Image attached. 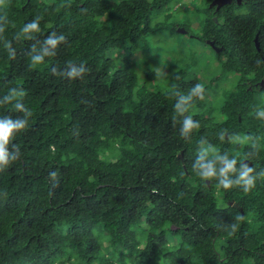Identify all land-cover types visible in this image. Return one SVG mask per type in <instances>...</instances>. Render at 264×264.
I'll list each match as a JSON object with an SVG mask.
<instances>
[{
	"label": "trees",
	"instance_id": "obj_1",
	"mask_svg": "<svg viewBox=\"0 0 264 264\" xmlns=\"http://www.w3.org/2000/svg\"><path fill=\"white\" fill-rule=\"evenodd\" d=\"M210 1L197 8L199 39L218 49L220 77L231 81L213 116L204 99L183 115L174 108L196 81L177 74L169 88L150 91L114 63L161 29L152 16L166 18L172 0H7L0 118H25L4 100L12 87L25 91L32 117L8 148L19 147L18 160L0 170V264H117L98 232L126 264H264V177L245 193L196 175L210 162L219 173L217 157L236 158L237 173L242 162L264 172V119L254 111L264 108V63L256 64L264 62V0L217 10ZM36 16L41 31L23 32ZM51 32L65 43L30 67V48L40 54ZM81 62L90 70L83 81L52 75ZM186 116L200 126L181 137Z\"/></svg>",
	"mask_w": 264,
	"mask_h": 264
},
{
	"label": "rangeland",
	"instance_id": "obj_2",
	"mask_svg": "<svg viewBox=\"0 0 264 264\" xmlns=\"http://www.w3.org/2000/svg\"><path fill=\"white\" fill-rule=\"evenodd\" d=\"M199 7H202L200 0H172L166 18L163 11L152 16L151 27L160 23L161 29L145 39L143 48H137L131 58L118 54V60H114L116 57L113 60L117 69H130L138 83L144 80L145 89L150 91L169 88L177 74L185 77L186 81H196L204 88V110L209 112L205 116H213V112L220 108L223 93L231 81L220 77L215 51L206 41L199 39ZM177 29L185 30V33H176ZM96 236L109 258L117 264L128 262L120 251L111 253L107 250L101 232Z\"/></svg>",
	"mask_w": 264,
	"mask_h": 264
},
{
	"label": "clouds",
	"instance_id": "obj_3",
	"mask_svg": "<svg viewBox=\"0 0 264 264\" xmlns=\"http://www.w3.org/2000/svg\"><path fill=\"white\" fill-rule=\"evenodd\" d=\"M8 3L7 0H0V19L8 20L7 9ZM40 16H36L33 20L28 22L21 29L25 33H39L40 29ZM14 26V25H13ZM5 31L4 27H0V35H2ZM31 39V37H29ZM66 37L63 34L57 35L56 32H51L50 35H47L44 40V47L40 51V54L36 53L35 46L30 48V67L37 68L40 65L45 63L46 58L54 57L57 53L58 47L65 43ZM4 47L8 50L9 58L15 59V50L11 46L10 41H5ZM262 62L259 58L256 60L257 66H260ZM90 70L86 67V65L81 62L79 64L69 63L66 65L64 71H58L57 69H52V75L60 76L61 78L67 79L70 82L81 80L83 81L86 74H88ZM178 94V93H174ZM26 93L22 88L12 87L9 88L7 95L4 96V100L10 103L12 109L15 112L23 113L25 118H16L12 119L11 116H5L0 118V170L9 166V162H15L18 160V157L21 155L19 147L14 144L13 153H9L8 148L13 140L16 139L18 134L23 133L29 126V119L27 117H32V111L25 107L23 102ZM179 101L175 103L174 108L180 115L186 113L189 107L192 105V101L195 100H203L204 99V88L200 84H195L188 91L187 95L178 94ZM14 101V103H13ZM255 116L258 119H264V108H256L254 109ZM199 122L196 121L193 123V119L191 116H186L183 120V130L180 133L181 137L186 136L191 133L194 129L199 128ZM221 139H223L221 137ZM223 163V167L219 169V173H217L216 168L213 163H200L199 164V172H196V175L202 180H212L216 179L219 176L217 187L221 188L225 191L230 190L234 187L241 188L245 193L249 192L256 183V180L260 177H264V172H261L259 175H254L256 169L254 167H250L246 164H242L241 169L237 173L235 168V164L237 163L236 158L232 160H228L226 157H217ZM232 174L237 175V179L233 181L230 176ZM50 176H56V172H51ZM244 219L243 216H237V221H242ZM239 228L238 223H233L230 225L229 235L235 234Z\"/></svg>",
	"mask_w": 264,
	"mask_h": 264
},
{
	"label": "water",
	"instance_id": "obj_4",
	"mask_svg": "<svg viewBox=\"0 0 264 264\" xmlns=\"http://www.w3.org/2000/svg\"><path fill=\"white\" fill-rule=\"evenodd\" d=\"M230 2V0H213L210 4L209 7L215 6V9H218L219 7L228 4ZM213 20L215 21V18H213ZM176 33H182L184 34L185 32L182 29L176 30ZM207 45H209L214 51L215 53H217L218 49H214L212 47V43L206 41L205 42ZM256 45V44H255ZM244 164V162H242ZM206 185H208V183L206 182ZM242 215V214H241Z\"/></svg>",
	"mask_w": 264,
	"mask_h": 264
},
{
	"label": "flooded vegetation",
	"instance_id": "obj_5",
	"mask_svg": "<svg viewBox=\"0 0 264 264\" xmlns=\"http://www.w3.org/2000/svg\"><path fill=\"white\" fill-rule=\"evenodd\" d=\"M213 1V0H212ZM212 1H210V3L212 2ZM231 1L232 0H230V2L229 3H231ZM236 3H239L240 2V0H234ZM209 3V4H210ZM209 4H208V7H209ZM212 7H214V10H217V9H215V6H212ZM177 30H179V29H177ZM184 32H185V30H184ZM212 47L214 48V49H217V48H215L214 46H213V44H212ZM258 85L260 86V88L262 89L263 87H264V82H263V80H261L259 83H258ZM229 204V206H235L233 203H228Z\"/></svg>",
	"mask_w": 264,
	"mask_h": 264
}]
</instances>
